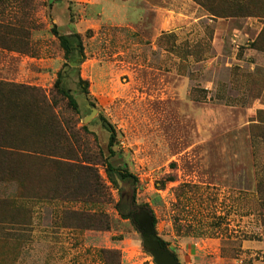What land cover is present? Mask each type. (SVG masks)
Masks as SVG:
<instances>
[{
    "label": "rangeland",
    "instance_id": "obj_1",
    "mask_svg": "<svg viewBox=\"0 0 264 264\" xmlns=\"http://www.w3.org/2000/svg\"><path fill=\"white\" fill-rule=\"evenodd\" d=\"M165 1L196 21L154 39L113 25L112 0H0V264H156L119 211L133 182L115 187L108 163L137 178L179 264H264V0L246 17L213 14L230 0ZM54 25L80 34L84 59H65Z\"/></svg>",
    "mask_w": 264,
    "mask_h": 264
},
{
    "label": "trees",
    "instance_id": "obj_2",
    "mask_svg": "<svg viewBox=\"0 0 264 264\" xmlns=\"http://www.w3.org/2000/svg\"><path fill=\"white\" fill-rule=\"evenodd\" d=\"M252 0H230L229 4H231V6L227 9L226 13L223 14H228V15H217L215 13H213L211 10H209L210 12H212L215 16L218 17H246V16H253L256 15L254 14V12H247L249 10L248 5L250 4ZM53 34L57 37V39L59 40L60 46L62 48V50L64 51V56L65 59L67 61H72V56H73V51L76 50L79 52V54L81 55V57L84 59V46H83V42L81 39L80 34L76 33L73 35H63L60 34V32L58 31L57 25L53 26L52 29ZM76 39L77 43L76 46H74V44L72 43V39ZM257 50L259 51H264L263 48H257ZM81 83H86L83 80H80ZM87 85V84H86ZM55 88L57 89L58 94H60L65 100H67L68 106L70 108H72L75 112H77L79 110L78 108V103L76 101V99L74 98V96L70 93L69 90H67L63 85H62V81L61 78H59L55 84ZM85 92L88 93V88L85 87ZM104 123H105V127L106 129L110 132V139H109V151L111 155H114L115 152L113 150V147L115 145V142L117 140V135H116V130L114 128V126L109 123L107 120L103 119ZM61 131V129L59 130ZM87 169V173L89 177L94 178L95 183H94V192H99L104 193L106 191V187L103 184V182L101 180H98L99 176L94 172L91 171V169L86 168ZM106 172H107V176L109 181L115 186L118 187V180L121 181H127L129 179L132 180L133 182V192L131 195V206L130 209L128 210V213H125L121 208H119L120 214L124 219H129L134 225L135 227L138 229V231L140 233H142L143 235V230L140 228L139 222L138 220L135 218L136 214L141 213L142 211H146L148 212L154 219V232H155V228H156V219L154 217V212L153 210L148 206V205H139L136 202V185L138 183L137 178L128 171V169L126 168H122V167H115L112 164L108 163L106 165ZM263 220H264V213L262 216ZM99 223H103L105 222V218H98Z\"/></svg>",
    "mask_w": 264,
    "mask_h": 264
},
{
    "label": "crops",
    "instance_id": "obj_3",
    "mask_svg": "<svg viewBox=\"0 0 264 264\" xmlns=\"http://www.w3.org/2000/svg\"><path fill=\"white\" fill-rule=\"evenodd\" d=\"M103 1L106 13V10H108V7L106 8V4H108L109 2L108 0ZM159 1L160 0H157L155 2L150 0H112V6H117L120 10L121 8L124 10L118 12L116 16L113 15L114 17H110L111 19L109 20H112L110 22L114 23L113 25L117 24V26L119 27L129 28L133 31H137L136 29L138 26H146L147 33L152 34L154 39H156L157 37H161V35L164 34L163 30L166 24V20H169L168 23L172 27H177L180 25L179 21H184L180 18L181 15L188 20V22H186L187 24H193V22H191L193 19H195L196 21V18L194 17V15L196 14V10L195 8H193L192 4H187V7H189V9H193L194 14H184L179 13L175 9H172H179L180 7H175L174 5L167 7V2L165 0H161V2ZM173 3H175L176 6H180L181 4L180 0H173ZM146 18H154L153 25L151 22V26L147 27V24H145ZM174 32H176V30ZM258 55L259 63L255 65H257L264 73V53L260 52L259 54H257V56Z\"/></svg>",
    "mask_w": 264,
    "mask_h": 264
},
{
    "label": "water",
    "instance_id": "obj_4",
    "mask_svg": "<svg viewBox=\"0 0 264 264\" xmlns=\"http://www.w3.org/2000/svg\"><path fill=\"white\" fill-rule=\"evenodd\" d=\"M131 201L128 207L130 209ZM140 228L143 230V242L147 250L153 255L156 264H179L175 255L171 254L166 248L160 247L159 240L154 232V219L146 211L135 215Z\"/></svg>",
    "mask_w": 264,
    "mask_h": 264
}]
</instances>
